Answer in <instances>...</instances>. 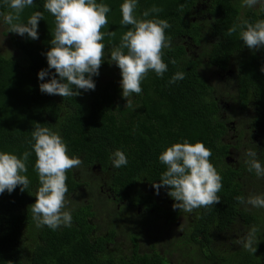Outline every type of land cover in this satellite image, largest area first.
Instances as JSON below:
<instances>
[{"label":"trees","instance_id":"16d2710c","mask_svg":"<svg viewBox=\"0 0 264 264\" xmlns=\"http://www.w3.org/2000/svg\"><path fill=\"white\" fill-rule=\"evenodd\" d=\"M44 2L35 0L22 14L26 22L34 11L43 12L39 39L8 32V25L0 20V33L22 53V57H10L0 52V150L17 155L32 151V131L37 126L58 132L67 143L69 155L83 161L67 171V198L81 188L101 192L100 179L105 178L118 198L112 203L125 202L117 217L132 226H119L117 221L108 231L98 233L93 221L98 215L95 203L81 205L76 200L78 193L74 201L68 199L71 227L37 228L31 205L36 200L39 177L32 151L26 173L31 181L28 188L21 191L17 186L12 193L0 195V264H174L160 251H140V239L145 236L143 227H156L161 219L183 225L182 217L187 224L177 246L181 252L190 250L185 256L192 264H264V208L251 212L247 203L237 200L249 197L242 172L249 170L251 157L241 162V169L226 160L231 149H242L245 143L246 152L255 151L256 159L264 164V47L249 49L239 36V28L229 33L233 25L245 20L264 19V3L256 5L254 13L253 8L245 9L241 0H139V18L168 21L166 36L171 47L163 49L168 70L162 77L150 71L142 81V93L132 94L128 98L131 106H127L119 83L120 69L110 59L123 33L132 27L120 23L123 0H103L112 11L102 31L114 35L104 38L105 57L99 75L94 77L95 90H80L82 94L75 97L49 95L39 87L42 81L37 74L48 67L44 54L51 47L55 30V17L44 8ZM153 6L161 11L143 17V12ZM0 10L8 11L2 6ZM229 70L234 71V77H225L224 84L223 76ZM177 72H184V78L169 83ZM217 75L222 80L215 83L212 77ZM227 88L234 92H227ZM226 96L237 103L234 110L223 103ZM239 107L250 111L244 113L247 117L242 119L244 127L238 138L227 141L236 120L228 110L238 114ZM184 140L193 144L201 141L211 150L209 159L223 185L220 203L192 213L174 209V200H157L153 187L166 170L158 159L160 153ZM117 149L128 157L127 166L119 169L111 160ZM93 165H99L100 170ZM250 172L254 185L262 191L264 177H258L254 169ZM160 192L168 195V186L161 187ZM242 227L252 231V235L246 234L255 252L244 243L238 245L242 236L232 240L230 249L219 243L226 231L236 229L240 233ZM119 234H128L123 243L131 245V253L119 250Z\"/></svg>","mask_w":264,"mask_h":264},{"label":"clouds","instance_id":"9594fccd","mask_svg":"<svg viewBox=\"0 0 264 264\" xmlns=\"http://www.w3.org/2000/svg\"><path fill=\"white\" fill-rule=\"evenodd\" d=\"M241 3L245 9L255 7L253 12L257 13L256 5L264 3V0H241ZM34 4L35 0H0V6L8 9L0 10V20L8 25V32L20 36L26 34L33 40L39 39V21L44 19L43 12L34 11L26 22L22 19L24 10ZM138 4L139 0H123L121 3L120 23L132 27L123 33L119 45L110 54L111 62L120 69L119 83L127 106H131L128 98L132 94L142 93V81L150 71L162 77L168 70V64L163 60V49L171 47V39L166 36V29L170 27L168 21L159 17L139 18L136 14ZM43 6L55 17V30L50 41L51 47L44 54L48 67L37 74L42 81L39 85L41 92L75 97L82 94L80 90H95L94 77L99 75L105 57L104 38L106 35H114L112 32L102 31L109 24L111 6L103 0H45ZM160 11L161 9L153 6L142 15L148 17L151 13ZM237 28L240 29V38L249 49L264 47V19L256 22L245 20L240 25H233L229 33L236 32ZM261 71H264V66ZM49 76L51 78L45 80ZM228 76L234 77V71L226 72V76H223L225 81ZM183 78L184 72H177L169 83ZM227 92L233 93L234 89L227 88ZM238 99L241 101L240 97ZM223 103L227 109L232 110L237 104L231 96H226ZM248 111L250 110L239 107V113ZM228 113L234 117L237 115L229 110ZM32 140V151L36 156L34 170L39 177L36 200L31 205L36 227L47 226L53 230L61 225L71 227L73 216L66 196L67 171L78 168L83 161L78 156H70L63 137L48 127L37 126L32 131ZM242 147L247 151L245 143H242ZM32 151L17 155L0 150V195L5 191L12 193L17 186L21 187V191L28 188L31 181L26 173ZM211 155V150L201 141L193 144L184 140L168 146L158 157L166 165V170L159 182L153 183L157 194L161 187L168 186V195L174 200L173 208L188 213L220 203L222 177L210 161ZM248 156L251 157L247 161L249 170L254 169L258 177H264V164L256 159L257 153L249 150ZM111 160L116 169L128 164L127 154L121 149L112 154ZM226 160L235 168L241 169L242 161L237 157L233 158L229 154ZM249 170L242 172L244 182L252 177ZM237 200L253 207L264 208V194L252 195L247 199L237 197ZM143 228L145 236L142 238L146 237V232L151 227ZM244 247L256 251L251 238L244 242Z\"/></svg>","mask_w":264,"mask_h":264},{"label":"rangeland","instance_id":"374dc122","mask_svg":"<svg viewBox=\"0 0 264 264\" xmlns=\"http://www.w3.org/2000/svg\"><path fill=\"white\" fill-rule=\"evenodd\" d=\"M248 8V7H247ZM255 8V7H252ZM0 52L4 55L10 56V57H22V53L15 48L9 37L4 36L0 33ZM105 77V76H103ZM219 80H222V77L220 75L213 76L212 81L217 83ZM103 81V80H102ZM222 82L225 83V79L223 78ZM247 116L240 112L236 115V120L234 122L235 128L232 131V137L228 138V140H236L239 136L238 132L241 134L242 128V119L246 118ZM244 141H247L246 137ZM248 152L245 151L244 148L242 149H232V153H230V156L237 157L240 161H247V158L249 156ZM246 181V180H245ZM255 180L252 178L247 179L246 181V192L249 194V196L257 195L259 192L261 194H264V188L261 189L257 188L258 186L254 185ZM103 183V181H101ZM105 188H107V185L105 182L103 183ZM159 193L163 197V193ZM71 200H73V197H69ZM67 198V199H69ZM78 201L80 204H84L88 201H90L92 204L95 203V209L98 212V215L93 218L94 223L97 224V232L102 233L105 231H108V228L111 226L112 223L117 222L119 226H126L130 227L132 226L131 223L124 221L121 217H117L119 214V209L116 207H109L105 205L106 199L104 195H95L94 197H90L87 194H81L78 196ZM247 208L252 212L255 211L257 207H253L249 204H247ZM180 211V210H179ZM182 212V211H180ZM118 219V220H116ZM183 225H177V223H162L160 226L153 227V232L148 234L146 237L140 239V251L146 252V251H160L167 259H170V261L174 264H192V260L189 258V256H185V254H189V249H183V252L178 249V240L181 237L182 231L186 228L187 220L182 217ZM143 221L142 219L140 220ZM129 225V226H127ZM143 226V224H140ZM244 225V224H242ZM242 231L239 233L236 229H231L225 232L224 235H221L219 238V243H224L225 248L230 249V243L232 240H236L235 237L242 236L243 238L238 241V245L241 243H244L246 241V238H249V235H252V231H249V228L242 227ZM248 233L249 235L247 236ZM124 239H128V234L125 236H122L119 234V237L117 238V244L119 245V250H124L126 253H131V245L129 243L124 244ZM115 245V246H116ZM184 248V246H183ZM181 252V253H180ZM200 262V259H199Z\"/></svg>","mask_w":264,"mask_h":264},{"label":"flooded vegetation","instance_id":"af4514ba","mask_svg":"<svg viewBox=\"0 0 264 264\" xmlns=\"http://www.w3.org/2000/svg\"><path fill=\"white\" fill-rule=\"evenodd\" d=\"M232 71V70H231ZM95 165H93V167H94ZM97 166V165H96ZM94 169H98V170H100V166L98 165L97 167H94ZM98 175H101V174H98ZM101 181H103V183L105 182V184L107 185V188H105V186L103 185V183H101ZM100 183H101V186H100V188H101V192L100 191H95V193L94 192H90V191H87V188H81L77 193H75L74 194V196H72L73 198L78 194V193H81V194H87L88 196H90V197H94L95 195H104L105 196V199H106V202H105V205L106 206H109V207H112V204L113 205H115L116 204V206H117V208L118 209H121V206H122V204H124L125 202L123 201V202H121V203H112V200H116V199H118L117 197H116V195L114 194L115 193V191H114V188L112 187V186H110L109 185V181L108 180H106L105 178H101L100 179ZM80 194V195H81ZM79 195V196H80ZM156 199L157 200H160V197H162V195H157L156 194ZM162 198H166V200H168V201H172L173 200V198H171L169 195H163V197ZM76 200H78V198L76 199ZM74 201V200H73ZM78 203H80L79 201H77ZM158 202V201H157ZM87 204H90L91 202L90 201H88V202H86ZM159 203V202H158ZM161 218H159L158 220H160ZM159 225L158 226H160L162 223H166V220L165 219H161L159 222ZM153 232V227L151 226V228L146 232L147 233V235L148 234H150V233H152ZM183 234V233H182ZM146 235V236H147ZM182 236V235H181ZM151 252H153V251H149L148 253H151Z\"/></svg>","mask_w":264,"mask_h":264}]
</instances>
